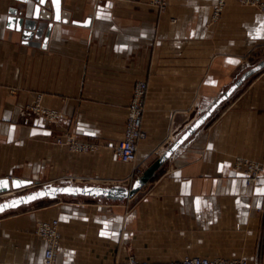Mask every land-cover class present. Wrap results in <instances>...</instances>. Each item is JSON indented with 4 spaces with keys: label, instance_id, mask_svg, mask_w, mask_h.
<instances>
[{
    "label": "crops",
    "instance_id": "0c3cea01",
    "mask_svg": "<svg viewBox=\"0 0 264 264\" xmlns=\"http://www.w3.org/2000/svg\"><path fill=\"white\" fill-rule=\"evenodd\" d=\"M217 2L168 0L158 12L148 0H61L66 21L49 20L24 39L20 19L31 16L33 1L0 0V177L128 186L264 57V9L224 0L215 15ZM137 81L148 83L147 136L130 164L114 146ZM37 94L61 113L55 125L22 108ZM67 129L99 148L57 145ZM235 156L264 165V69L133 196L38 200L0 215V241L13 243L20 264H46L47 242L35 226L56 219L60 244L51 264H126L131 255L152 264L194 255L264 264V171L260 184L250 183L233 167ZM5 254L0 264H13Z\"/></svg>",
    "mask_w": 264,
    "mask_h": 264
},
{
    "label": "water",
    "instance_id": "95a60500",
    "mask_svg": "<svg viewBox=\"0 0 264 264\" xmlns=\"http://www.w3.org/2000/svg\"><path fill=\"white\" fill-rule=\"evenodd\" d=\"M31 16L20 19L21 29L24 39H30L37 36L45 22L53 20L54 22L66 21V14L61 9V0H32ZM59 15V19H57ZM19 21V20H18ZM49 30V28H48ZM264 69V57L258 60L254 65L243 71L240 76L232 82L211 104L187 127L179 136L168 146V148L151 164H149L140 175H138L128 186L119 185H99V184H76V183H46L39 184L29 178L11 176L0 177V182H7V186L0 183V215L27 206L41 199H54L60 196H84L94 198H105L109 200H123L137 193L143 185L151 179L161 165L181 146L197 129L202 126L211 116L213 111L226 99H228L235 90L251 75ZM5 193H10L2 196ZM7 254L4 257L5 263L20 264L21 256H13V243H1L0 254Z\"/></svg>",
    "mask_w": 264,
    "mask_h": 264
},
{
    "label": "built area",
    "instance_id": "2783aa9c",
    "mask_svg": "<svg viewBox=\"0 0 264 264\" xmlns=\"http://www.w3.org/2000/svg\"><path fill=\"white\" fill-rule=\"evenodd\" d=\"M239 4L251 5L260 9L264 8L263 0H237ZM150 4L157 9H164L166 7V0H150ZM224 0H218L214 9V14L217 15L222 9ZM147 94V82L137 81L134 85L130 102L128 104V112L126 125L122 139L119 141L116 147V156L118 160L130 163L136 160V153L138 149V143L146 138V131L142 124V116L144 111V103ZM33 111L37 115L43 116L48 119H58L60 113L55 110L47 112L39 110L38 101L32 104ZM47 115V116H46ZM48 119V120H49ZM65 142L72 149L75 150H87L93 145L88 143H79L75 141L73 136H66ZM60 141V140H59ZM233 167L236 171L241 172L252 184L258 185L261 182L262 173L264 171V165L250 161L242 156H235L233 160ZM37 233L43 237L47 242V248L44 251V259L46 264H51L56 256V252L59 246V232L57 231V221L41 222L37 226ZM126 264H152L145 260H139L135 256L131 255ZM180 264H246V260L243 258H210L206 256L194 255L185 256Z\"/></svg>",
    "mask_w": 264,
    "mask_h": 264
},
{
    "label": "rangeland",
    "instance_id": "374dc122",
    "mask_svg": "<svg viewBox=\"0 0 264 264\" xmlns=\"http://www.w3.org/2000/svg\"><path fill=\"white\" fill-rule=\"evenodd\" d=\"M150 0H148V4H149V6H151L153 9H155L156 11H158V12H161V11H164L165 10V8L167 7V4H168V0H166V7L164 8V9H157L156 7H154V6H152L151 4H150V2H149ZM264 1V0H263ZM255 8H257V7H255ZM258 9H260V8H258ZM264 9V8H263ZM263 9H260V10H263ZM136 84V83H135ZM134 84V85H135ZM133 88H134V86H133ZM132 91H133V89H132ZM10 92L11 93H14L15 92V90L14 89H10ZM147 93H148V83H147ZM146 96H147V94H146ZM41 99H42V94H37L36 95V97L31 101V102H29V103H26V104H24L23 106H22V108L25 110V111H28V112H30L31 114H33V115H35V116H39V117H42L43 118V116H41V115H37L34 111H33V108H31L32 107V104L33 103H35L36 101H38V104H39V110L40 111H44V112H47V111H50V110H55V111H57L58 113H60L59 112V110H56V109H54V108H50V107H47V106H45L42 102H41ZM145 104V103H144ZM127 112H128V110H127ZM47 116V115H46ZM60 117H61V113H60ZM60 117L58 118V119H49V117L47 116V118L49 119H46L45 118V120L47 121V122H49V123H51V124H53V125H55L58 121H59V119H60ZM127 119V118H126ZM142 124H143V116H142ZM125 125H126V121H125ZM125 129V128H124ZM124 133V132H123ZM147 135V134H146ZM66 136H73L74 138H75V141L76 142H79V143H88V144H91V145H93L90 149H87V150H75V149H72L69 145H67L66 144V142H65V137ZM122 137H123V135H122ZM122 139V138H121ZM120 139V140H121ZM60 140V141H59ZM119 140V141H120ZM54 142L57 144V145H63V146H65L66 148H67V150L68 151H70V152H75V153H92V152H95L98 148H99V145L95 142V141H93L92 139H81V138H79L72 130H69V129H67V130H64V131H61V132H59L58 133V135L54 138ZM140 142V141H139ZM119 143V142H118ZM118 143L117 144H115V148H114V151H115V154H116V147L118 146ZM139 144V143H138ZM243 157V156H242ZM244 158H247L248 160H250V161H255V160H252V159H250V158H248V157H244ZM120 161V160H119ZM136 161V160H135ZM134 161V162H135ZM120 162H122V161H120ZM134 162H130V164H132V163H134ZM255 162H257V161H255ZM123 163H125V162H123ZM135 179V178H134ZM129 184H131V182L129 183ZM129 184H127V185H129ZM3 196H6V195H3ZM1 198V197H0ZM53 220H56V219H53ZM53 220H50V221H53ZM50 221H38L37 223H36V226H35V233L37 234V235H39L38 233H37V226H38V224H40L41 222H50ZM57 221V220H56ZM57 231L59 232V234H60V231H59V228H58V221H57ZM40 236V235H39ZM41 237V236H40ZM41 238H43V237H41ZM44 239V238H43ZM59 244H60V235H59ZM48 245V244H47ZM59 247V246H58ZM221 258V257H220ZM228 258V257H227ZM229 258H234V257H229ZM238 258H243V259H245L244 257H240V256H238ZM246 260V259H245ZM246 264H249V262L246 260Z\"/></svg>",
    "mask_w": 264,
    "mask_h": 264
},
{
    "label": "snow or ice",
    "instance_id": "6c2138e0",
    "mask_svg": "<svg viewBox=\"0 0 264 264\" xmlns=\"http://www.w3.org/2000/svg\"><path fill=\"white\" fill-rule=\"evenodd\" d=\"M41 2H43V0H41ZM57 2H58V0H57ZM57 19H59V15H57ZM0 183H2L3 184V186H7V182H0ZM0 210H3V206H0ZM101 235H105V233H101Z\"/></svg>",
    "mask_w": 264,
    "mask_h": 264
},
{
    "label": "bare ground",
    "instance_id": "6f19581e",
    "mask_svg": "<svg viewBox=\"0 0 264 264\" xmlns=\"http://www.w3.org/2000/svg\"><path fill=\"white\" fill-rule=\"evenodd\" d=\"M237 1V0H236ZM238 2V1H237ZM239 3V2H238ZM242 5V4H241ZM246 6H251V5H246ZM254 7V6H253ZM8 194H10V193H8ZM8 194H3V195H8ZM5 253H7V251H5ZM6 255V254H5Z\"/></svg>",
    "mask_w": 264,
    "mask_h": 264
}]
</instances>
